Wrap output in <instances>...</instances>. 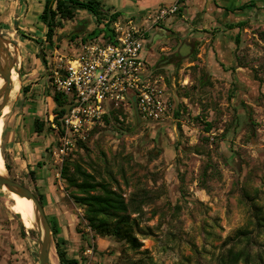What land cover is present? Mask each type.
Returning a JSON list of instances; mask_svg holds the SVG:
<instances>
[{"label": "rangeland", "instance_id": "1", "mask_svg": "<svg viewBox=\"0 0 264 264\" xmlns=\"http://www.w3.org/2000/svg\"><path fill=\"white\" fill-rule=\"evenodd\" d=\"M177 1L157 2L148 13L130 16L140 26L152 27L148 36L157 27H169L165 29L172 32L171 39L160 45L164 48L151 46L149 38L142 52L154 74L167 81L174 106L172 118L157 122L142 119L139 123L131 104H122L127 111L124 128L130 131L100 125L89 135L86 148L71 151L87 167L93 165L104 174L108 165L128 198L143 190L151 194L139 217L145 232L139 235L143 242L140 251L113 237L79 232L85 229L83 209L65 191L59 173L63 160L56 155L45 169H37L38 178L29 174L17 179L37 196L44 195L49 222H58L60 232L54 234L53 249L59 264L56 241L61 239L80 264H216L224 241L240 228H253L242 189L264 208V0H187L181 13L158 23L149 20L156 10ZM250 1L256 7L233 10ZM103 2L108 7L113 3ZM238 22L244 26L228 27ZM89 23L78 32L72 27L59 30L54 45L46 43L45 50L41 45L29 46V42L18 44L3 34L17 43L22 72L17 79L21 87L4 109L10 107L4 116L5 143L13 137L11 111L24 106L28 134L34 133L35 117L45 118L51 126L49 115L57 106L49 96L53 90L50 69L61 62L59 57L65 61L74 49L82 47L81 39L94 21ZM31 27L38 37L45 31L44 24ZM76 32L79 37L72 41ZM183 44L192 45L187 56L179 55ZM44 53L46 62L39 57ZM28 84L31 89L24 94L23 87ZM178 108L180 116L174 117ZM206 121L214 124L210 132L204 129ZM45 139L51 142V153L58 150L55 130H47L34 141L38 145ZM1 141L3 144L4 136ZM12 202L10 192L0 189V264H40L39 234L35 227L23 224ZM257 238L255 248L264 251V233Z\"/></svg>", "mask_w": 264, "mask_h": 264}, {"label": "trees", "instance_id": "2", "mask_svg": "<svg viewBox=\"0 0 264 264\" xmlns=\"http://www.w3.org/2000/svg\"><path fill=\"white\" fill-rule=\"evenodd\" d=\"M180 4L178 12H182L187 0H178ZM248 7H256L254 1L245 2L233 10H244ZM79 9L87 10L96 17L97 26L88 32L81 42H89L94 40L100 34L112 38V24L122 16V12L114 10L113 6H106L102 0H47L44 9L40 15V19L46 26L45 39L42 44L45 50V44L54 45L58 31L63 30L66 22L75 20ZM242 28L244 22L238 24H228L230 29L235 27ZM78 34L71 35L72 41L78 38ZM237 42L240 41L239 34L236 37ZM39 56L46 62V54ZM51 72V69H50ZM52 73H49V80L52 83ZM53 87V83L51 84ZM31 89L28 84L23 87L26 94ZM57 107L53 112L57 114V118L65 113V110L58 111V107L69 104L72 99L65 92H57L52 90L49 94ZM174 117L180 116V108L173 111ZM127 111L123 107H113L103 118V121L96 124L90 134H94L100 125H114L123 130L130 131V128H124ZM199 120V117L197 118ZM34 131L38 134L48 131L54 132V128L48 126L45 118L35 117L33 123ZM214 128L213 122H204V129L210 132ZM209 139V138H207ZM87 141L77 143V148H86ZM5 160L7 161L6 152L3 147ZM70 153L66 156L60 166V177L66 183L65 191L68 196L83 209L82 220L85 229H80L82 234L91 233L93 237H113L119 242H123L130 249L140 251L143 246L139 235L145 232L140 224V215L143 213V206L151 199V194L146 190L141 193H134L128 198L116 175L106 165V174L95 166H86L82 159L73 157ZM6 167L10 170L8 162ZM10 173V172H9ZM206 173V172H204ZM31 177H36L34 170L30 172ZM11 178L15 181L14 177ZM23 184V183H22ZM24 185V184H23ZM242 199L250 205L253 228H240L234 237H230L224 241L223 250L217 256L216 264H264V251L255 248L258 243V236L264 233V208L259 205L256 198L246 189H242ZM41 203L45 207L43 194L38 195ZM137 214V216H134ZM52 230L55 235L60 232L58 222L51 223ZM34 233V231H33ZM256 249V250H255ZM56 251L60 264H80V260L69 255L65 246V240L56 241ZM139 261V260H137ZM136 262H130L133 264Z\"/></svg>", "mask_w": 264, "mask_h": 264}, {"label": "built area", "instance_id": "3", "mask_svg": "<svg viewBox=\"0 0 264 264\" xmlns=\"http://www.w3.org/2000/svg\"><path fill=\"white\" fill-rule=\"evenodd\" d=\"M178 1L161 7L149 16L155 23L178 12ZM112 38L100 34L94 40L82 42L72 55L51 68L53 91L71 96L69 110L57 118L52 112L49 124L58 135V150L62 159L73 151L78 142L86 141L96 124L103 121L111 108L131 104L132 95L143 120L165 121L172 118L173 101L163 75L154 74L142 52L151 30L131 17H120L111 26ZM54 109V107H53ZM52 109V110H53ZM129 109V108H127Z\"/></svg>", "mask_w": 264, "mask_h": 264}, {"label": "crops", "instance_id": "4", "mask_svg": "<svg viewBox=\"0 0 264 264\" xmlns=\"http://www.w3.org/2000/svg\"><path fill=\"white\" fill-rule=\"evenodd\" d=\"M47 0H0V32L7 34L9 38H12L18 44H24L29 42V46H40L41 42L45 39L46 26L44 33L41 37H38V32L31 26L38 24L43 25L40 19L42 10L44 9ZM104 1V0H102ZM164 0H112L114 10L122 12L123 18L130 17L131 15H143L149 12L151 8L157 4H162ZM180 5V4H179ZM150 16V15H149ZM94 21V24L90 27L93 30L96 26V17L89 11L79 9L75 20H69L66 22L67 27H72L73 31H82L83 26L89 25L90 20ZM87 21V23H86ZM84 24V25H83ZM71 29V28H69ZM69 31V30H67ZM73 34V33H72ZM34 37V39H33ZM27 106H24L22 110L11 111L10 115H13L14 131L12 139L5 143V136L3 141V147L6 152L7 161L11 175L15 179L21 176H27L32 170L36 173L38 178L37 169H45L47 164L51 163L54 158L52 150L49 149L51 142L45 140L39 141L38 145L34 141L36 137L40 138L44 133L38 134L27 133L25 122ZM20 111L24 114L20 115ZM9 115V116H10ZM7 127V125H6ZM40 140V139H39ZM7 168V167H6ZM35 185L37 181L33 182Z\"/></svg>", "mask_w": 264, "mask_h": 264}, {"label": "water", "instance_id": "5", "mask_svg": "<svg viewBox=\"0 0 264 264\" xmlns=\"http://www.w3.org/2000/svg\"><path fill=\"white\" fill-rule=\"evenodd\" d=\"M185 45L188 46V49L183 50V47ZM191 51L192 45L183 44L179 50V55L187 56ZM41 57H43L42 54ZM19 60L20 49L17 43L13 42L11 39L5 37L2 33H0V78L3 79V84L0 86V116H2L4 109L7 106H10V103L12 101L13 89L15 85L13 72H15V70L17 69V79L22 75ZM20 87L21 85L19 84V88ZM132 100L134 103L133 106L136 118L140 123L142 121V117L137 105V99L135 95H132ZM69 106L70 105H63L61 107H58L57 109L58 111H68ZM0 189L6 190L10 193H17L18 195L27 197L33 201L35 208L34 227L39 234V261L40 264H51V252L53 249L54 233L45 212V208L38 196L30 187L13 180L7 173L0 174Z\"/></svg>", "mask_w": 264, "mask_h": 264}, {"label": "bare ground", "instance_id": "6", "mask_svg": "<svg viewBox=\"0 0 264 264\" xmlns=\"http://www.w3.org/2000/svg\"><path fill=\"white\" fill-rule=\"evenodd\" d=\"M184 49H188V46L185 45L183 47V50ZM13 79L15 82V85H14L15 90L13 89V92H14V91H18L19 89V85L17 83V75L15 72H13ZM2 84H3V79L0 78V86ZM8 113H10V107L6 111H3L2 116H0V174H5L8 170L6 168V160L2 152L3 144L1 141V139H3V136H4V127L6 125V120H5L6 118L4 116H6ZM10 196L12 197V200H13L11 206L15 207V209L20 214V218L23 224H25L30 229L33 228L34 221H35V208H34L33 201L27 197H24L26 200H23L20 198L23 196H20L14 192L10 193ZM51 264H59L57 260L56 252L54 251V249H52V252H51Z\"/></svg>", "mask_w": 264, "mask_h": 264}, {"label": "flooded vegetation", "instance_id": "7", "mask_svg": "<svg viewBox=\"0 0 264 264\" xmlns=\"http://www.w3.org/2000/svg\"><path fill=\"white\" fill-rule=\"evenodd\" d=\"M165 28L169 29V27H164V28L157 27V29L155 30V33L149 36L151 46H156V47H159L160 49L164 48L163 46H160V45L169 41L171 39V33H172L170 30H166ZM168 57L172 58V55Z\"/></svg>", "mask_w": 264, "mask_h": 264}]
</instances>
